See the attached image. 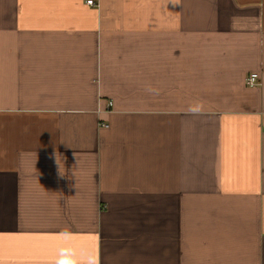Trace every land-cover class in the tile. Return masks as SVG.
I'll use <instances>...</instances> for the list:
<instances>
[{"label":"crops","instance_id":"crops-1","mask_svg":"<svg viewBox=\"0 0 264 264\" xmlns=\"http://www.w3.org/2000/svg\"><path fill=\"white\" fill-rule=\"evenodd\" d=\"M87 1L0 0V264H264V0Z\"/></svg>","mask_w":264,"mask_h":264},{"label":"built area","instance_id":"built-area-1","mask_svg":"<svg viewBox=\"0 0 264 264\" xmlns=\"http://www.w3.org/2000/svg\"><path fill=\"white\" fill-rule=\"evenodd\" d=\"M86 4H87V5H90V6L94 5V3H93L92 0H88V1L86 2ZM258 80H259L258 75H257L256 73H251V74H249V75L245 78L244 83H245V85H246L248 88H254V87L258 86V84H259V81H258ZM110 105H111V104L108 103V106H110Z\"/></svg>","mask_w":264,"mask_h":264},{"label":"clouds","instance_id":"clouds-1","mask_svg":"<svg viewBox=\"0 0 264 264\" xmlns=\"http://www.w3.org/2000/svg\"><path fill=\"white\" fill-rule=\"evenodd\" d=\"M56 264H77V262L74 260H70L68 257H59L56 260Z\"/></svg>","mask_w":264,"mask_h":264}]
</instances>
